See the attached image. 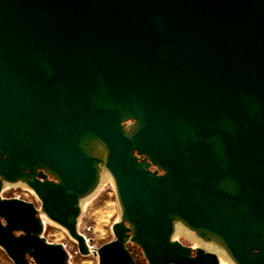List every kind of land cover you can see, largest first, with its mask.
I'll use <instances>...</instances> for the list:
<instances>
[{"label": "water", "instance_id": "obj_1", "mask_svg": "<svg viewBox=\"0 0 264 264\" xmlns=\"http://www.w3.org/2000/svg\"><path fill=\"white\" fill-rule=\"evenodd\" d=\"M103 169L120 217L93 249L77 223ZM40 214L98 264H136L129 243L147 264H220L176 226L264 264V0H0V248L68 264Z\"/></svg>", "mask_w": 264, "mask_h": 264}, {"label": "rangeland", "instance_id": "obj_2", "mask_svg": "<svg viewBox=\"0 0 264 264\" xmlns=\"http://www.w3.org/2000/svg\"><path fill=\"white\" fill-rule=\"evenodd\" d=\"M23 185L11 184L3 187L1 197L6 199L18 198L34 204L39 209V200L30 188ZM40 217L44 222L42 236L48 243L62 244L64 246L69 255L68 264H98L97 256L93 254L81 256L78 253L76 242L69 237L65 229L49 221L43 214H40ZM119 217L120 209L115 188L110 181L103 180L99 190L82 205L77 223V231L85 238L90 248L97 249L114 239L111 226L119 220ZM173 240L192 249L198 248L195 243L182 235L174 237ZM127 247L134 257L136 264H147L136 245L129 243ZM0 264H13L1 248ZM220 264L227 263L220 261Z\"/></svg>", "mask_w": 264, "mask_h": 264}, {"label": "bare ground", "instance_id": "obj_3", "mask_svg": "<svg viewBox=\"0 0 264 264\" xmlns=\"http://www.w3.org/2000/svg\"><path fill=\"white\" fill-rule=\"evenodd\" d=\"M103 180H108L112 183V185L114 186V182H113V179L112 177L110 176V174L106 171V170H102L101 171V175H100V183L97 187V189L91 194L89 195L88 197L84 198L80 204H81V208H82V205L87 201L89 200L96 192L97 190H99V188L101 187V184L103 182ZM17 184H20V183H17ZM8 185H11V184H8V183H4L3 184V187H6ZM25 186V185H23ZM26 187V186H25ZM29 191V190H28ZM90 203V202H89ZM87 207V206H86ZM84 207V208H86ZM84 211V210H83ZM178 235H182L184 237H186L187 239L191 240L193 243H195L199 248L203 249L204 251L206 252H211L213 254H215L218 259L220 261H224L226 262L227 264H233L229 258L226 256V254L223 252V250H221L220 248H218L216 245H214L213 243H208V242H204L202 241L201 239H199L198 237H196L192 232L182 228L181 226H176L175 227V230H174V234H173V238L178 236Z\"/></svg>", "mask_w": 264, "mask_h": 264}, {"label": "flooded vegetation", "instance_id": "obj_4", "mask_svg": "<svg viewBox=\"0 0 264 264\" xmlns=\"http://www.w3.org/2000/svg\"><path fill=\"white\" fill-rule=\"evenodd\" d=\"M37 172H39V171H37ZM47 179H48V180H52V178H51V177H49V176L47 177Z\"/></svg>", "mask_w": 264, "mask_h": 264}]
</instances>
